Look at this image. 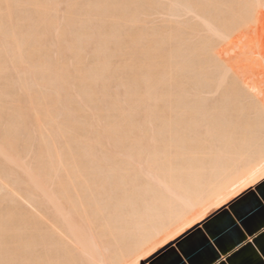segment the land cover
Listing matches in <instances>:
<instances>
[{
	"label": "snow or ice",
	"instance_id": "snow-or-ice-1",
	"mask_svg": "<svg viewBox=\"0 0 264 264\" xmlns=\"http://www.w3.org/2000/svg\"><path fill=\"white\" fill-rule=\"evenodd\" d=\"M162 6L156 0H0V119L23 144L29 129L24 113L38 104L60 133L96 201L100 222L116 225V257L94 264H159L154 257L167 255L168 246L180 242L192 221L178 222L166 208L142 209L129 199L132 164L159 156L189 160L197 146L219 138L208 131L212 113L206 102L191 106V97L175 94L179 81L153 35L152 11ZM210 7L225 10L228 24V12L236 9L264 13V0H225ZM244 119L243 134L233 135L232 144L249 157L258 151L264 159V94L258 100V122L255 111ZM220 120L234 121L235 116L224 110ZM145 135L159 136L161 144L146 146ZM125 150L133 155L122 163ZM234 163L239 167L243 160ZM256 183L264 184V166L223 189L204 211L233 197L255 199L249 189ZM133 219L139 221L138 229L130 230L124 225ZM156 223L164 225L154 234L158 238L144 243ZM170 223L175 226L169 230ZM0 264L69 262L8 216L0 224Z\"/></svg>",
	"mask_w": 264,
	"mask_h": 264
},
{
	"label": "bare ground",
	"instance_id": "bare-ground-1",
	"mask_svg": "<svg viewBox=\"0 0 264 264\" xmlns=\"http://www.w3.org/2000/svg\"><path fill=\"white\" fill-rule=\"evenodd\" d=\"M156 1L161 3L162 0ZM222 2L225 0H169L167 4L171 3V6L166 5L169 6V14L164 7L157 12L160 13V18L164 14L174 17L170 19L164 16V23L170 19L169 24L173 27L181 21L179 17L194 14L199 22L196 19L194 21L197 23L193 22L192 17V20L189 19L192 25H187L192 35L201 34L202 38L197 35L195 39L198 42H193V45L185 44L186 38L191 37L188 33L187 37L183 34L186 31L190 34L187 28L184 32L181 30L183 24H179L180 31L179 27L169 29L166 26L164 30H159L155 24L153 33L155 40L168 53L165 64L175 72L179 81L175 94L191 97V106L206 102V107L212 113L207 117L208 131L213 137H219L207 147L197 146L195 157H190L189 160L159 156L151 161L137 158L132 164L128 178V198L136 199L142 209L166 208L169 214L178 218V222L192 221L179 240L214 211L237 198H230L205 212V207L215 205L223 189L235 187L264 166V159L258 151L249 157L245 149H237L232 144L233 135L243 134L246 122L244 117L255 111L258 122V100L264 94V38L260 40L263 43H259L257 52H254L253 45L245 41L243 31L251 24L254 26L259 23L257 21L262 17L264 24V14L259 10L236 9L228 12L230 23L225 24V10L210 7ZM227 2L258 4L260 0ZM162 4L165 6V3ZM186 15L182 18L187 19ZM175 17L178 19L176 24ZM172 19L174 23H171ZM262 23L260 24L263 25ZM164 25L166 24L162 26ZM204 32L205 37L202 34ZM226 35L232 38L226 40ZM199 38L201 39L198 40ZM178 41L186 46L183 47L184 51L176 47ZM181 42L179 46L183 45ZM174 43L176 45L173 47ZM232 46L234 47L231 48ZM237 50L241 51L235 54ZM233 53L236 57H232ZM209 96H213L212 99ZM253 98L256 99L255 104L252 102ZM224 110L234 114L235 120L222 123L220 116ZM24 117L29 129L27 141L23 144L15 131L5 130L4 121L0 119V224L5 217L15 218L18 224L39 235L54 248L59 258L69 264H94L115 258L116 225L108 227L100 222L96 201L77 173L75 161L62 145L60 133L48 121L38 104L28 109ZM144 143L146 146L158 147L161 139L159 136L145 135ZM131 155L133 154L125 150L121 162L126 163ZM178 155L183 157L184 154ZM27 156L31 159L26 160ZM193 159L194 163L191 162ZM241 159L243 164L237 167L234 161ZM197 185L200 187H196ZM138 225L139 221L133 219L124 226L132 230L138 229ZM174 226L171 223L167 225L169 230ZM163 227L159 223L153 224L144 243L158 238L154 234L159 233ZM176 242L172 241L168 248Z\"/></svg>",
	"mask_w": 264,
	"mask_h": 264
},
{
	"label": "crops",
	"instance_id": "crops-1",
	"mask_svg": "<svg viewBox=\"0 0 264 264\" xmlns=\"http://www.w3.org/2000/svg\"><path fill=\"white\" fill-rule=\"evenodd\" d=\"M249 190L255 199L237 197L214 211L204 225L169 247L167 255L160 254L159 264H264V197L260 196L264 184Z\"/></svg>",
	"mask_w": 264,
	"mask_h": 264
},
{
	"label": "rangeland",
	"instance_id": "rangeland-1",
	"mask_svg": "<svg viewBox=\"0 0 264 264\" xmlns=\"http://www.w3.org/2000/svg\"><path fill=\"white\" fill-rule=\"evenodd\" d=\"M160 1H161V0H160ZM167 1L169 2V0H167ZM170 1H171V0H170ZM156 2L158 3L159 1H156ZM168 2H166V0H165V1H163V0L161 1V3H165V6H164V4H162V5H163L162 7H164V8L166 9L165 12L169 14V12H168L169 9H168L167 7L171 6V5H170L171 3H170V4H167ZM161 3H159V4H161ZM166 5H169V6H166ZM157 9H158V8H156V11H155V10L152 11V12H153L152 15L159 16L160 13L158 14L157 12H160V11H161V10H160L161 7L159 8V11H157ZM163 11H164V10L162 9V13H163ZM156 13H157V14H156ZM179 13H180V12H179ZM197 13H198V12H197ZM168 14H164V16H167ZM180 14H181V13H180ZM180 14H179V15H180ZM183 14H185V13H182V15H183ZM263 14H264V13H263ZM162 15H163V14H162ZM185 15H186V14H185ZM185 15H183V16L180 15V16H181V17H179L180 19H179L178 16H177V18H178L179 20H181L179 23H178V21H176V20H178V19L175 17V18H176V19H174V20H175V24L178 23L177 25H175L176 27L170 26L171 24H169V21H170L171 18H174V17H170V16H167L168 18H170V19H167V23H164V22L166 21V18H165L164 16H161V18H160V16H159V17H155V16H153V17H155V19L152 21V23L154 22L153 24H154V25L156 24V25H157L156 27H157L158 29H159V28H160V29L162 28L161 30H164V27H165V26H166V28H169V29H171V27H173V28L176 29L177 27H179L180 25L183 24V25H182L183 27L180 26V27H181V30L183 31L184 29L186 30V28H187V30L190 31V29L188 28V25H187V24H188V23H189V24L191 23V25H192V22H191L192 19H191V18L193 17V22H195V23L199 22V19H198L197 17L195 18V15H194V14H191V15H193V16H191V15H189V16L186 15V18H187V19H183V18H185V17H184ZM187 16H188V17H187ZM182 17H183V18H182ZM157 18H158V20H157ZM159 19H161V21H162V19H163L164 21L161 22ZM182 19H183V20H182ZM189 19H191V20H189ZM195 19H196L197 22L194 21ZM168 20H169V21H168ZM172 20H173V19H172ZM172 20H171V21H172ZM174 20H173V22H171V23H174ZM184 20H185V21H188V20H189V22H185ZM262 20H263V17L260 18V19H258L257 22H259V23L256 22V23H257L256 25L253 24L255 27L252 26V24H251V25H250L251 27L248 26L246 29H244L245 31H243V34H244V37H245V41H246L248 44L251 43V44L253 45L252 48H253L254 52H257V49H256V48H258L259 43H260V40L264 38V24L262 23V22H263ZM158 21H159L160 23H159ZM183 21H184V22H183ZM184 23H186V24H185V25H186L185 27H184ZM195 23H194V24H195ZM260 23H262L263 25H261ZM159 24H160V26H159ZM163 24H166V25L162 26ZM167 24H169V25L167 26ZM179 24H180V25H179ZM194 24H193V25H194ZM172 25H174V24H172ZM158 26H159V27H158ZM169 26H170V27H169ZM156 27H155V28H156ZM180 27L178 28L179 31H180ZM189 27H190V25H189ZM191 27H192V26H191ZM261 27H262V28H261ZM173 28H172V29H173ZM253 28H254V29H253ZM255 28H257V29H255ZM160 29H159V30H160ZM249 29H250V30H249ZM252 29H253V30H252ZM167 30H168V29H166V31H167ZM254 30H255V31H254ZM166 31H162V32L166 33ZM168 31H169V30H168ZM182 31H181V33H182ZM247 31H248V33H247ZM249 31H250V32H249ZM183 32H184V31H183ZM254 32H255V33H254ZM187 33H188L189 37H191L192 39L187 37V35H186ZM250 33H252V34H250ZM183 34L185 35V37H187V38H186L187 42H186V43L184 42L186 45H193L195 42H198V41H196L195 38H197V35H199V34H197V35H196V34H193V35H192L191 31H190V34H189V32H187V31H186V33L184 32ZM202 34H203V37L206 36V35H205V32L202 33ZM245 34H247V35L245 36ZM195 35H196V37H195ZM248 35L251 36V37H248ZM252 35H253V36H252ZM254 35H255V37H254ZM199 36H201V34H200ZM257 36H258V38H257ZM253 37H254V38H253ZM193 38H194L195 40H194ZM201 38H202V36H201ZM201 38H199L198 40H200ZM246 38H247V39H246ZM259 38H260V39H259ZM188 39H189V40H188ZM251 39H252V40H251ZM256 39H257V41H256ZM193 40H194V41H193ZM254 40H255L256 42H253ZM189 41H191V43H190ZM251 41H252V42H251ZM263 41H264V39H263ZM263 41L260 43V45L263 43ZM176 42H177V41H175V43H176ZM180 42H181V41H180ZM180 42L178 41V43H177L178 46H177L175 43H174V45H172V46L174 47V46L176 45V47L179 48L180 50H182L183 47L186 48V46H185L182 42H181V45L183 44L184 46H183V45H182V46H179V43H180ZM193 42H194V43H193ZM187 43H189V44H187ZM192 43H193V44H192ZM180 47H181V48H180ZM233 47H234V46H232L231 48H233ZM259 47H260V46H259ZM166 48H169V47L166 46ZM254 48H255V49H254ZM165 50H166V49H165ZM182 51H184V49H183ZM182 51H180V52L182 53ZM237 51H238V50H237ZM237 51H236L235 54L239 53L241 50L238 51V52H237ZM231 55H232V57H236V55H234V53L231 54ZM233 55H234V56H233ZM211 97H213V96H209V98H211ZM211 99H212V98H211ZM25 159L28 160V159H31V158H30V156H27V158H25ZM29 161H30V160H29ZM29 161H28V162H29ZM26 163H27V162H26ZM94 232H95V231H94ZM98 233H99V232H98ZM176 245H177V242H176L175 244H173L172 246H176ZM170 247H171V246H170ZM159 255H160V254H157V255L154 257V259H157V257H158Z\"/></svg>",
	"mask_w": 264,
	"mask_h": 264
}]
</instances>
